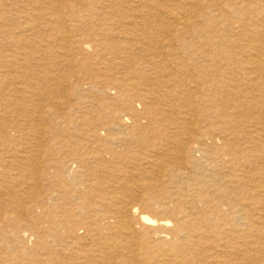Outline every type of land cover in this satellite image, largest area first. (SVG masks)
I'll use <instances>...</instances> for the list:
<instances>
[{
	"label": "bare ground",
	"instance_id": "obj_1",
	"mask_svg": "<svg viewBox=\"0 0 264 264\" xmlns=\"http://www.w3.org/2000/svg\"><path fill=\"white\" fill-rule=\"evenodd\" d=\"M64 1L0 0V58L13 74L0 79V131L24 116L16 137L28 139L17 161L0 153V171L29 189L43 172L77 185L67 210L49 203L55 189L27 196L65 245L25 224L29 258L4 263L32 264L41 246L39 264H264V0H73L74 33L60 34L70 52L55 56L80 74L57 67L40 27L58 38L45 16ZM50 133L75 139L44 153L36 138ZM129 143L143 151L122 165L113 158ZM3 182L6 212L17 200Z\"/></svg>",
	"mask_w": 264,
	"mask_h": 264
},
{
	"label": "rangeland",
	"instance_id": "obj_2",
	"mask_svg": "<svg viewBox=\"0 0 264 264\" xmlns=\"http://www.w3.org/2000/svg\"><path fill=\"white\" fill-rule=\"evenodd\" d=\"M76 5L77 4L73 0H65L64 3L62 5H60L54 13H52V14L48 13L45 16L46 19L53 20V24L58 26L59 35H58L57 39L50 36L52 33V30L49 29V26L45 27V25L43 23L40 24L41 25L40 27L42 29H44V34H43L44 38H46L48 40L47 44L50 46V49H48L49 55L55 59L56 63L58 62L57 67L61 68V71L64 70V74H66L67 72L73 71L74 69H75L76 74L82 73L81 67L79 68V67L75 66L71 69V67H69L68 65L62 64L68 58V56L64 57L63 59H61L59 56H55L58 54L61 55L64 52V50L68 51V53L70 52L69 49L64 47L66 44L65 43L66 41L61 38V35H63L65 31H67V32L69 31L71 33H74V30L72 29L73 28L72 24H74L75 22H74V19L72 18L71 10L74 7H76ZM2 44H4V43H0V45H2ZM44 45H46V44H44ZM5 46H6V44H4V47ZM15 47H17V49H18V47H19L18 42H13L12 46L9 45L8 48H10V50L4 51L5 55L10 53L12 51V49H15ZM0 50H1V48H0ZM4 63H6V61H5V58L2 56L0 58V64H3L4 66L0 68V71H2V72H0V79H6L7 78L10 80L12 75H13L12 70H10L8 68V66H6V64H4ZM93 66H95V64ZM43 68H41V69L44 70ZM79 70H80V72H79ZM64 79H61V80L64 81L63 84H65L68 87L70 85L69 82H71L70 78L65 76ZM49 84L54 86V82H51ZM49 84L45 83L43 85V87L45 86L47 88L48 86H50ZM53 86H51V87H53ZM89 99H91V98H89ZM22 117H24V116H14L13 118H12V116L10 118L7 117L8 118L7 120L10 119V122H12L13 124L15 123V125H16L15 130L16 131L11 130L10 128H8L5 132L0 131V153H3V155H6V154L14 155V157L16 158L15 161H17L19 158H21V154H23V152H22L23 146H21V145H23L24 141L28 140L27 138H25L26 136H23L20 139H17V137H16L17 134L19 132H21V130H22V128L20 127L21 126L20 122L22 121V119H21ZM42 126L45 127L46 129L49 128L51 130V128H53V126L55 127L56 125L51 122V124H48V125L43 123ZM6 132H7V134H5ZM35 136H37V134ZM68 138L69 137H66L65 134L64 135L62 134V136H59V137H54L50 133L48 135H45L44 137L38 136L36 139L38 140V144H40V146L38 148L39 149L43 148L42 149L43 152L47 153L49 145H51V144L54 145L57 143V141L62 140L64 142V144H68L69 140L72 143L74 142L75 138L74 139L73 138L68 139ZM66 147H68V146H66ZM53 148H56V147L53 146ZM69 148L70 147H68V149ZM99 148H101V147L98 144L93 145L94 151L98 150ZM117 148H118V150H117L118 153L114 155L115 156L114 158L110 154L107 155L106 158H107V160L113 158L115 161H118L122 165L125 164V162H127V163L128 162L130 163V161L137 162L136 158H139V153H141L143 151L135 143H129V144H127V146H122L120 149H119V147H117ZM122 148L124 150H121ZM68 149H66V150H68ZM54 151L57 152L58 149L54 150ZM145 151H147V150L145 149ZM196 154L198 155L199 153L196 152ZM73 156H77V155L72 154V157ZM43 165L44 166H42V168L43 167L45 168L46 163H43ZM90 166L93 167L94 163L90 162ZM11 171H13V170L11 169ZM54 173L55 172L53 170H51L50 175L53 176ZM56 173L53 177L50 178V177H48L49 175H46L43 172L42 174H40L39 177L36 178V180H38V182L36 183L35 186H33V188H35V189H33V188L29 189L27 183L21 181L18 185L17 182H15V180L12 179V177H8L7 175H5L6 173H4L3 171H0V181H4V180L6 181V182H3L4 187H6L7 190L11 189L10 191H12L14 193L16 200H17L16 201V205H17L16 209L14 208V209L10 210L8 208V210L6 212L0 211V223H3V225H4V226L0 225V256H1L0 257V264H6V263H4V261L9 262V261H6V259L8 257L12 258L13 254H22V256L27 257L26 256L27 251L22 249V243H21L22 239L25 240L24 239L25 233L28 232V231L25 232V228H23L25 226V224L26 225L29 224L30 227H29V225H28V227L30 229L32 228L31 230L38 232V235L41 237L42 242H48V243L50 242V244H52V247L56 250L61 249L65 245V243H64L65 239L69 240L68 237H65V235H63V239H64L63 240L62 238L59 237L60 234H57L51 228L48 229V227L50 225L52 226V223H49L45 216L43 217L42 211L39 210V208L34 209V211H32V210L28 211L26 209V206H29L30 204H34V202L30 201L29 198L27 200V196L28 197H38V198L41 197L42 198V197H44L45 192H47V189H48V191L55 189L56 192H58L57 195L55 196V197H57L56 198L57 201L49 200L50 204L53 205L55 202H61V204L65 203L64 209L67 210L70 208V206L72 205V202H73V201H71V197L75 194L77 185L73 184L74 181L71 180L67 176L68 173L65 172L63 176L62 175L59 176L58 174L56 175ZM79 186H80V182H79ZM82 186H84V185H82ZM76 201H78V199ZM9 204H11V203H9ZM2 205L6 208L5 203L4 204L2 203ZM60 210L61 209L58 210L55 208L54 211L52 212V214H54V216L57 217L56 214H58V213L62 214ZM34 212L37 215L34 214ZM24 214H25V216H24ZM8 215L11 218L9 220L7 219ZM15 216H16V218H15ZM24 217H25V219H24ZM13 227H15L16 229L12 230ZM80 234L81 235L85 234L84 228H81V229L77 228V235L80 236ZM29 236L30 235H28V237L26 238L27 241L25 242V243H27L30 239L28 246L33 245V240H34L33 238L36 235L32 234V236H30V237ZM85 236H86V239H84V241L87 244H89L90 243V238H89L90 236L87 234H85ZM58 237H59V239H62V240L59 241ZM1 245H6L7 248L3 249V248H1ZM34 251L36 253H34ZM43 251L44 250L41 249V246L36 250L35 249L32 250V252H33V253H31L32 256H34V254H35L34 258H31L34 260L32 264H39L40 260H38L39 257L37 256V254L39 255V253H41L40 256L43 257L42 256ZM62 253L64 255L65 260L68 261L69 260L68 258L71 256L70 250L63 249ZM69 254H70V256H69ZM27 258H29V256ZM27 260L28 259H22L21 262H18V264H26L29 261V260L28 261ZM44 264H52V263H50V262L46 263L45 262Z\"/></svg>",
	"mask_w": 264,
	"mask_h": 264
}]
</instances>
